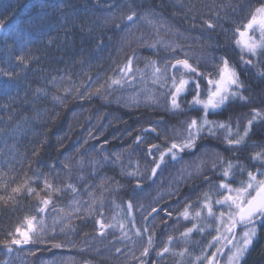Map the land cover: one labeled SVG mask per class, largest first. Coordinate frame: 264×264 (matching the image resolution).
I'll return each instance as SVG.
<instances>
[{"label":"trees","instance_id":"16d2710c","mask_svg":"<svg viewBox=\"0 0 264 264\" xmlns=\"http://www.w3.org/2000/svg\"><path fill=\"white\" fill-rule=\"evenodd\" d=\"M261 2L0 0V69L16 74L0 75V174L11 186L27 180L40 197L47 198L45 180L61 190L52 193L42 213L39 198L26 191L14 208L0 207V240L25 216L43 220L40 242L14 246L11 253L0 245V264H207L206 256L216 249L207 245L218 225L206 210L200 218L195 212L205 193L214 202L216 185L236 187L259 166L250 157L264 148V122L253 124L239 149L225 143L223 129L215 136L204 132L176 160L166 155L154 177L156 160L147 150L157 145L152 151L158 158L184 139L192 119L203 116V109L190 103L196 80L204 97L203 75L185 73L190 83L181 108L170 107L173 70L166 66L185 54L200 73L213 77L221 58H227L245 84L248 102L237 99L209 111L210 121L233 128L238 123L243 130L251 109L264 110V57L245 64L241 55L247 59V54L234 43V29ZM131 13L134 20L128 21ZM20 55L27 66L17 60ZM129 59L132 70L124 72ZM154 67L162 70L156 82ZM114 79L121 83L113 84ZM228 161L236 167L225 178ZM187 205L186 220L181 213ZM98 221L114 227L100 235ZM193 224L204 231L186 239L181 234ZM149 236L152 246L143 256ZM165 246L170 251L159 255ZM185 247L183 258L176 255ZM229 255L227 249L221 264ZM241 264H264V223Z\"/></svg>","mask_w":264,"mask_h":264},{"label":"snow or ice","instance_id":"6c2138e0","mask_svg":"<svg viewBox=\"0 0 264 264\" xmlns=\"http://www.w3.org/2000/svg\"><path fill=\"white\" fill-rule=\"evenodd\" d=\"M135 13H131L127 16L128 21L134 20ZM209 28H213L214 25L210 22H206ZM4 29V24L0 21V30ZM234 43L239 47L241 53L247 54V59L244 55H241V61L248 65L254 64V59L258 62L261 57H264V0L259 6L254 7L248 14L246 21L242 26L234 29ZM20 64L27 66L28 60L25 55L17 57ZM179 66V68L177 67ZM167 70H173L171 76V88L168 90L170 107L173 110L181 108L180 97L186 91H188V85L190 83L189 78H185V73L195 74L197 77L203 75L207 82L205 88L204 97L200 94V84L196 80L194 84V95L191 100L193 107L199 106L203 109V116L198 121L192 119L187 125V135L179 143L173 142L167 151L159 153L158 158L153 153V149L158 146L153 144L148 148V155L156 160L154 166L151 169V175L154 177L157 170L164 163V158L169 153L171 159L176 160L179 153L185 150H191L195 147L196 141L200 139L201 134L206 132L208 135L215 136L217 129H223L225 131L224 140L227 145L235 149H239L242 146L253 124L257 122H264V110L253 108L251 109V117L246 120L243 130L240 129L239 124L233 128L229 122L210 121L207 117L209 111L215 112L222 108L230 101L239 99L240 101L248 102V97L243 94L245 84L240 79L239 73L229 63L227 58L222 57L218 65H216V73L213 77L211 74H203L198 71V68L192 63H189L187 55L185 58L175 59L174 63L166 66ZM132 61L131 59L125 64L124 72H131ZM161 68L154 67V82L160 79L157 74L161 73ZM177 74L179 79L177 80ZM0 75L13 78L16 74L13 72H5L0 69ZM264 75V73H262ZM121 79H124L122 76ZM121 79L112 80L113 84H120ZM167 79V77H165ZM191 79H195L192 77ZM163 86V85H162ZM155 131V129H152ZM139 142V138H137ZM35 154V153H34ZM251 160L257 162L259 165L255 171H247V180L242 181L238 186L233 187L228 182H221L216 185L217 195L213 202L212 194L205 193L204 200L200 203L199 208L201 210L195 212V218H200L203 210H206L207 217L211 218L217 223L216 235L212 241L207 245L211 247L216 245V251L210 256H206L207 264H217V256L223 255V249L227 248L230 255L227 257L229 264H241V261L249 251L254 240L258 235V225L264 223V148L259 151H255L251 155ZM236 165L232 161H228L222 169V175L225 178H229L233 173L232 169ZM243 171V169H239ZM6 174H0V207L14 208L19 202L18 196L27 192L29 195L35 193L40 200L38 205V211L44 212L47 206L52 202V193H58L61 190L54 187L52 184L45 180L46 197H40L39 193L34 188L29 187L27 180L22 183H16L15 186H11L3 181V176ZM75 192L76 189L69 185ZM214 205L219 206L214 211ZM132 204L128 203V209L131 210ZM191 205H187L181 215L184 219H189V209ZM153 212L157 209L153 208ZM218 213V215H217ZM99 228L101 229L100 235L104 234V229L114 227L113 224H105L103 221H98ZM241 231L238 232L237 229ZM200 232L204 231L203 227H199L197 224H193L192 227L187 228L181 235L183 237L190 238L191 233L196 230ZM120 230L123 232L124 237H128V233L124 231V225L120 224ZM43 231V220H37L35 215L25 216L23 223L18 224L14 230L7 233L6 239L0 240V245H3L9 253L13 252L14 246L16 248L28 245L30 243H38L41 241V233ZM147 231V228H145ZM135 235L140 236L139 229L135 230ZM130 238V237H129ZM172 242V237L168 238V244ZM55 247H61L60 244H55ZM152 246V237L147 238V247H145L141 253L143 256H147L149 249ZM170 248L165 246L159 255L163 256L164 253H168ZM188 253V249L185 247L176 255L183 258ZM34 254V253H33ZM205 256L202 252L201 256L196 257V261H200ZM143 264V262H142Z\"/></svg>","mask_w":264,"mask_h":264},{"label":"water","instance_id":"95a60500","mask_svg":"<svg viewBox=\"0 0 264 264\" xmlns=\"http://www.w3.org/2000/svg\"><path fill=\"white\" fill-rule=\"evenodd\" d=\"M239 229V228H238ZM238 229H237V231H238ZM226 251H227V248H224L223 249V255L221 256H219V259H218V261H217V264H221V259L223 258V256H224V254L226 253Z\"/></svg>","mask_w":264,"mask_h":264},{"label":"rangeland","instance_id":"374dc122","mask_svg":"<svg viewBox=\"0 0 264 264\" xmlns=\"http://www.w3.org/2000/svg\"><path fill=\"white\" fill-rule=\"evenodd\" d=\"M215 247H216V245H215ZM215 251H216V249H215ZM225 264H229L228 259L226 260Z\"/></svg>","mask_w":264,"mask_h":264}]
</instances>
